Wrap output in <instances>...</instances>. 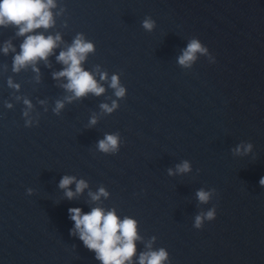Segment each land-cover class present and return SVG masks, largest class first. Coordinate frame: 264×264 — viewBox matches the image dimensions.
Wrapping results in <instances>:
<instances>
[{"label":"water","instance_id":"water-1","mask_svg":"<svg viewBox=\"0 0 264 264\" xmlns=\"http://www.w3.org/2000/svg\"><path fill=\"white\" fill-rule=\"evenodd\" d=\"M57 5L54 13L66 11L56 26L37 31L60 33L64 42L49 57L51 67L37 64L39 81L31 67L14 73L16 53L0 51V264H101L72 235L74 207L136 219L138 254L155 236L153 248H166L171 264H264V0ZM149 16L156 21L151 32L142 27ZM15 31L0 27V48L12 40L19 52L24 38ZM79 33L95 44L84 68L106 91L65 102L57 115L56 101L70 93L60 87L66 79L53 77L64 68L56 56ZM194 38L214 63L199 54L191 68L178 63ZM113 74L127 90L124 98L110 87ZM9 77L19 91L8 86ZM17 97L33 104L31 127ZM113 100L119 107L103 112L101 105ZM115 133L119 152H100L98 142ZM247 143L250 153L234 152ZM185 160L190 172L169 175ZM65 175L89 187L70 200L59 187ZM101 187L108 197L92 201L89 193ZM201 189L216 190L207 204L197 198ZM213 207L216 219L195 228V217Z\"/></svg>","mask_w":264,"mask_h":264},{"label":"clouds","instance_id":"clouds-1","mask_svg":"<svg viewBox=\"0 0 264 264\" xmlns=\"http://www.w3.org/2000/svg\"><path fill=\"white\" fill-rule=\"evenodd\" d=\"M57 0H0V27H14L15 35L23 37V42L19 46L17 52L12 40L4 42L0 51L4 55L16 53L13 58L12 71L20 73L22 70H27L29 67L37 73L36 79L39 81L40 69L37 64L44 61L45 64L51 67L49 57L55 55V50L64 42L62 35H46L45 32H38L39 29L50 30L56 26V16L63 15L66 9H61L60 12L54 13L53 9L57 8ZM142 27L151 32L156 27V21L150 16L142 21ZM95 52V44L85 38L83 33L77 34L73 42L67 45L64 50H61L56 56L58 63L64 65L63 70L54 72L53 77L56 80L66 79L67 83H63L60 87L64 88L70 95L64 97L63 100H57L53 111L59 115L65 107V102L71 103L74 100L86 97L89 93L100 96L105 93L106 89L102 86L93 72L84 68V63L87 61L90 53ZM199 55L208 56L211 62H215V58L210 53L208 47L204 46L199 39H192L183 54L179 56L178 63L185 67L191 68L196 62ZM99 72V67L96 69ZM100 79L107 81L108 74L100 73ZM8 86L19 91L21 85L14 82L9 77ZM110 87L114 89L117 98H124L126 88L121 85L120 77L113 74L110 80ZM23 99L26 108L23 116L26 118L25 126L31 127L33 119L30 116L33 110L32 102L24 97ZM41 103H45L41 101ZM10 109L12 104H6ZM119 107L116 100L112 104L107 103L101 105L103 112L111 114ZM38 123V121H37ZM97 123V117L93 115L90 125ZM121 138L119 133L106 134L105 138L100 140L97 148L100 152L115 154L119 152ZM251 143L241 144L234 152L236 154H247L252 151ZM192 170L189 161L185 160L176 166V169H169V175L176 173L184 174ZM261 186H264V177L259 181ZM75 184V192L71 190V185ZM61 189L65 190V195L68 199H74L78 194H82L88 183L83 180H77L75 176L65 175L59 184ZM215 189L206 191L199 190L196 195L198 200L207 204L210 202ZM32 189H28V194L31 195ZM92 201L99 202L102 197L107 198L109 193L101 187L98 192L89 193ZM70 218L74 221L75 227L72 229V235H79L84 245L91 251L95 252L96 259L101 264H171L169 252L166 248L154 249L153 244L156 237L153 236L151 241L146 244V250L138 254L137 242H143V237L138 232V221L134 218L125 216L121 219L115 209L106 210L103 207H94L90 212L85 213L83 209L74 207L69 209ZM217 217L215 207L205 213L195 217L194 227L202 229L206 221H213ZM138 255V261L135 259Z\"/></svg>","mask_w":264,"mask_h":264}]
</instances>
